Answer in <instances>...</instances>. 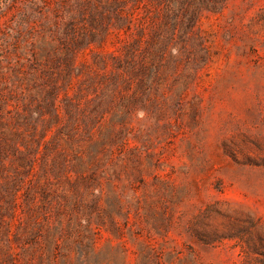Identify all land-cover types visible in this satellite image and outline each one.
Returning <instances> with one entry per match:
<instances>
[{
    "label": "rangeland",
    "instance_id": "374dc122",
    "mask_svg": "<svg viewBox=\"0 0 264 264\" xmlns=\"http://www.w3.org/2000/svg\"><path fill=\"white\" fill-rule=\"evenodd\" d=\"M0 264H264V0H0Z\"/></svg>",
    "mask_w": 264,
    "mask_h": 264
},
{
    "label": "clouds",
    "instance_id": "9594fccd",
    "mask_svg": "<svg viewBox=\"0 0 264 264\" xmlns=\"http://www.w3.org/2000/svg\"><path fill=\"white\" fill-rule=\"evenodd\" d=\"M138 115L142 118L145 115V113L143 111H141L138 113Z\"/></svg>",
    "mask_w": 264,
    "mask_h": 264
}]
</instances>
